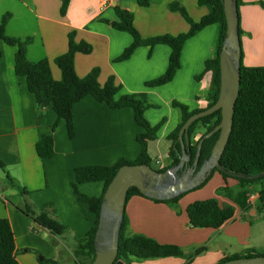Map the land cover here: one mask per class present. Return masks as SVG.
Returning a JSON list of instances; mask_svg holds the SVG:
<instances>
[{
    "label": "crops",
    "instance_id": "crops-1",
    "mask_svg": "<svg viewBox=\"0 0 264 264\" xmlns=\"http://www.w3.org/2000/svg\"><path fill=\"white\" fill-rule=\"evenodd\" d=\"M242 1L239 16L243 62L248 67H253L252 63L264 66V0ZM255 1L263 4L255 5ZM173 3L185 7L194 22L209 12L199 0H71L62 17L60 0H0V25L9 14L6 35L22 40L32 38L28 59H48L57 81L62 79V73L55 59L68 51V36L74 32L77 42L85 41L93 47L91 54H77L75 58L80 78L99 68V83L104 86L113 77L120 87L118 98L146 94L152 107L145 117L151 126L161 124L157 140L149 143V154L159 170L172 163L171 142L167 138L182 117L174 102L187 106L189 111L206 109L209 104L212 73L205 71V64L216 55L219 27L208 26L187 40L181 67L170 83L147 87V82L167 71L171 49L166 45L153 49L141 46L128 60L118 61L133 38L110 23L119 21L115 11L119 7L133 14L135 28L144 39L185 34L190 25L180 13L170 9ZM0 51V219L11 224L20 264H42L38 254L58 264H88L85 257L77 259L75 251L80 244H86L97 217L74 192L75 170L111 167L121 160L135 162L143 149L137 138L146 131L137 124L133 108L113 109L87 96L74 105L75 136L70 138L66 121L59 120L53 110L41 113L26 78L16 75L17 47L1 43ZM55 124L54 152L51 157L41 158L38 141ZM259 183L264 188V181ZM231 187L216 172L205 186L187 192L176 206L147 197L130 198L125 210L128 237L142 235L160 244L176 245L186 255H193L191 259L133 260L130 264H220L225 258L246 255L249 250L264 255V204L260 202L263 188L248 192L246 189H252V185L239 184L237 191ZM78 190L85 196L100 198L104 182L79 184ZM241 191L248 194V209H242L234 200ZM195 194L205 195L200 199L216 198L222 208H232L233 218L219 229L194 228L186 210ZM26 203L38 211L47 209L49 216L66 228L65 234L55 236L28 218L18 209ZM197 251L200 253L196 255Z\"/></svg>",
    "mask_w": 264,
    "mask_h": 264
},
{
    "label": "trees",
    "instance_id": "trees-1",
    "mask_svg": "<svg viewBox=\"0 0 264 264\" xmlns=\"http://www.w3.org/2000/svg\"><path fill=\"white\" fill-rule=\"evenodd\" d=\"M60 1V14L64 17L67 14L71 0ZM140 4L148 5L147 2H140ZM199 4L207 7L209 10L208 14L199 22H194L190 18L186 8L180 4L173 3L170 5V9L180 13L190 25V29L187 33L178 36L164 35L144 39L135 28L133 14L119 7L115 9L119 21L111 23L109 21L105 22L110 23L113 28L119 31L129 33L133 38L132 45L124 51L118 61L128 60L135 50L141 46H147L153 49L158 45H166L171 49L167 71L159 78L147 82V87H159L170 83L181 67V56L187 40L197 35L204 28L217 25L219 27V36L216 55L205 64V71L212 73L208 94L209 104L206 108L208 109L216 104L220 95V53L226 36V18L222 0H199ZM241 4H243V1L237 0L238 8ZM9 19L10 15H5L0 25V45L4 43L9 46L17 47L18 51L15 55L16 75L26 78L28 89L35 95L37 106L41 113L47 110H53L57 114L59 120L66 121L70 138L75 136L73 118L74 105L87 96H92L101 103H107L113 109L124 107L133 108L137 124L146 131L137 138L143 149L141 155L135 162L121 160L111 167H80L75 170V181L73 184L74 192L79 201L88 204L91 211L95 213L97 217L96 222L87 235L86 244H80L78 246L75 251V256L77 259L85 257L89 260L88 264H92L96 257L95 234L104 194L121 167L125 165H148L152 167L153 159L149 154V143L157 140L161 124L151 126L147 121L145 113L152 105L149 103L146 94L123 95L118 98L120 87L116 85L113 77L109 78L104 86L99 83V68L93 69L84 78H80L77 75L75 69V58L77 54L89 55L92 53L93 47L85 41L77 42L74 32L70 33L68 36V51L55 59V64L60 68L62 73V79L57 81L53 78L50 61L48 59H43L39 62H31L28 59L27 48L32 43V38L22 40L19 38H11L6 35V27ZM239 33L241 36V27H239ZM240 69L241 84L235 106L233 131L220 161L222 169L219 170L216 168L207 181L199 188L205 186L216 172L220 173L225 180L231 178L238 181L242 187L264 181V66H245L243 63L242 51ZM198 79H200V77ZM173 106L181 111L182 117L178 127L167 138L168 141L171 142L169 157L172 163L169 167L159 169L158 171L160 172H165L170 167L179 164L181 157V144L179 141L180 130L190 117L205 110L189 111L187 106L178 102H174ZM221 119V111H217L191 124L188 133L190 141L188 154L191 157V167L197 155L199 142L207 133L213 131L221 123ZM56 127L57 124L54 125L50 133L41 136L38 141L37 152L41 158L51 157L54 152L53 134ZM199 130H204V133L193 142ZM219 135L220 132H217L212 137L203 141L197 170H199L203 163L210 158ZM91 182H104V191L100 198L88 197L79 192V184ZM226 190L227 195H230L229 189ZM19 192L21 195L26 196L25 191L19 189ZM186 194L187 193L182 194L174 199L156 202L176 206L179 200ZM134 196L145 197L137 188H131L127 195V202ZM247 198V192L241 191L234 200L242 209H248L249 205L246 202ZM260 202L264 204V188L260 192ZM18 209L32 221L50 231L53 235L61 237L65 234L66 228L57 220L52 219L47 213V209L38 211L34 205L30 203H26L23 207H18ZM186 212L190 224L198 229H219L234 216V210L232 208H222L218 200L214 198L194 202L188 206ZM127 225L128 220L125 213L116 262L124 261L125 264H130L133 260L145 261L170 257L191 259L193 257L192 254L186 255L182 249L176 245L160 244L156 240L142 235L128 237L126 235ZM198 253H200V251H197L195 254L197 255ZM258 255L259 254L255 250H249L246 255L228 257L221 263L239 257H252ZM40 263L58 264L54 260L45 258H43ZM0 264H20L17 260L14 232L7 219H0ZM77 264L81 263L77 262Z\"/></svg>",
    "mask_w": 264,
    "mask_h": 264
},
{
    "label": "water",
    "instance_id": "water-1",
    "mask_svg": "<svg viewBox=\"0 0 264 264\" xmlns=\"http://www.w3.org/2000/svg\"><path fill=\"white\" fill-rule=\"evenodd\" d=\"M226 18V36L220 53L221 88L216 104L190 117L179 133L181 157L177 166L160 172L148 165H125L119 169L108 186L101 204L98 226L95 234L96 257L92 264H125L117 261L119 241L124 221L127 195L131 188H137L142 195L155 201L174 199L199 188L212 172L222 169L221 158L233 131L235 106L241 84V36L237 0H222ZM221 111V123L207 133L198 144V151L192 167L188 154L189 128L193 122ZM220 132L210 158L198 169L203 141ZM179 172L182 175L179 176ZM43 258L40 257V260ZM220 264H264V255L239 257Z\"/></svg>",
    "mask_w": 264,
    "mask_h": 264
},
{
    "label": "rangeland",
    "instance_id": "rangeland-1",
    "mask_svg": "<svg viewBox=\"0 0 264 264\" xmlns=\"http://www.w3.org/2000/svg\"><path fill=\"white\" fill-rule=\"evenodd\" d=\"M255 5H259V6H261L263 3H261L260 1H255V3H254ZM244 63V62H243ZM254 66L253 67H257V65L259 64V63H252ZM245 66H247L246 65V63L244 64ZM248 67V66H247ZM203 133H204V130H199L197 133H196V135H195V137H194V141L193 142H195L198 138H200L202 135H203ZM165 145H166V143H163L162 144V150L165 152ZM162 151V152H163ZM165 160V159H164ZM168 159H166V161H167ZM152 167L154 168V169H156L157 170V165L156 164H152ZM227 181H228V183L230 184V186H232L231 187V190L232 191H237V187H238V182L236 181V180H233V179H231V178H229V179H227ZM263 188V184L262 183H256V184H254V185H252V189H250L249 187L246 189L248 192H257V191H259V190H261ZM205 197V195H202V194H195L194 196H191V198L189 199V200H193L192 201V203L193 202H198V201H204V200H206V199H200V198H204ZM214 199H216V198H214ZM196 200V201H195ZM34 252V251H33ZM38 254V253H37ZM40 257H42L40 254H38V258L40 259ZM43 258V257H42Z\"/></svg>",
    "mask_w": 264,
    "mask_h": 264
},
{
    "label": "flooded vegetation",
    "instance_id": "flooded-vegetation-1",
    "mask_svg": "<svg viewBox=\"0 0 264 264\" xmlns=\"http://www.w3.org/2000/svg\"><path fill=\"white\" fill-rule=\"evenodd\" d=\"M191 166H190V164L188 165V167L186 168V169H189ZM198 170H196V172H197ZM182 175V172H179V176H181Z\"/></svg>",
    "mask_w": 264,
    "mask_h": 264
},
{
    "label": "built area",
    "instance_id": "built-area-1",
    "mask_svg": "<svg viewBox=\"0 0 264 264\" xmlns=\"http://www.w3.org/2000/svg\"><path fill=\"white\" fill-rule=\"evenodd\" d=\"M104 3H109L111 2L112 0H102Z\"/></svg>",
    "mask_w": 264,
    "mask_h": 264
}]
</instances>
